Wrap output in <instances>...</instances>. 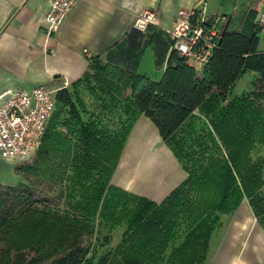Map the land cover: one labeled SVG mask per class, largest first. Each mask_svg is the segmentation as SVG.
Returning <instances> with one entry per match:
<instances>
[{"label":"trees","instance_id":"trees-1","mask_svg":"<svg viewBox=\"0 0 264 264\" xmlns=\"http://www.w3.org/2000/svg\"><path fill=\"white\" fill-rule=\"evenodd\" d=\"M257 1L252 0L251 6ZM248 15L252 16V32L221 30L217 47L200 72L186 65L174 50L159 82L125 72L122 83L130 91L126 98H112L88 72L75 86L55 93L33 164L16 168L21 180L15 186L0 185V264H84L104 220L122 228L121 240L114 247L117 264H203L218 213L230 212L246 198L264 221V204H260L264 201L260 195L264 160L258 163L248 155L249 148L260 142L255 136L260 133L256 119H262L261 110L253 102L264 98V53L255 50L256 33L264 26L253 21V8ZM245 69L259 73L253 81V96L247 93L233 99L216 111L217 121L211 120L221 134V147L206 133L197 145L201 148L211 142L217 153L206 157V151H201L207 160L204 166L183 165L187 178L160 203L108 184L123 141L139 114L149 118L179 158L184 143L176 136L192 111L209 98L216 104L225 101ZM83 86L94 97L91 107L77 94ZM77 105L87 112V122ZM61 107L68 109V122L73 123L65 134L54 130L60 124L57 108ZM109 113L112 121L119 119L126 126L121 134L110 135L93 127L96 118L108 120ZM63 123L66 127L67 121ZM53 161L60 167H55V178L64 171L67 181L82 174L87 178L96 170L101 179L80 184L79 200L66 202L68 184L52 189L27 180L28 173L48 178L45 168ZM181 225L185 228L176 237Z\"/></svg>","mask_w":264,"mask_h":264},{"label":"crops","instance_id":"crops-1","mask_svg":"<svg viewBox=\"0 0 264 264\" xmlns=\"http://www.w3.org/2000/svg\"><path fill=\"white\" fill-rule=\"evenodd\" d=\"M49 1L0 0V92L7 88L29 89L43 84L56 93L75 86L88 72L99 79V86L112 94V98L119 100L121 95L126 98L130 91L122 83L125 72L159 82L174 51L172 37L166 30L175 25L179 10H190L201 3L200 0H76L67 16L50 29L44 19ZM251 1L205 0L207 19L220 30L252 32V16L248 11L253 8L256 12H264V0H258L254 6ZM144 6L157 14L160 26L147 25L144 29L133 26L134 18ZM256 37L255 50L264 53V28L256 33ZM258 76L257 71L245 69L228 90L225 101L216 104L209 98L192 111L187 122L204 120L206 133L209 132L221 147V134L211 120L217 121L216 111L233 99L247 93L253 96V81ZM83 88L81 90L86 92L83 99L85 102L87 99L91 107L95 103L94 97ZM253 105L261 110L262 119H256L257 133H260L255 139L262 142L264 98L254 101ZM139 124L154 127L141 113L133 122L129 136L137 131ZM169 151L170 156L166 151H160L163 159L159 162L167 165L175 161L177 166L156 171L148 167L132 168L128 177L130 193L160 203L187 178L181 162ZM19 161L0 157V185L15 186L21 180L16 171ZM145 181L148 182L143 186ZM249 209L248 200L243 198L232 214L221 213L227 223L219 232L213 228L204 264H264V243L258 242L264 229L258 223V228L253 230L257 217H251ZM250 233L253 243L248 246L246 240Z\"/></svg>","mask_w":264,"mask_h":264},{"label":"rangeland","instance_id":"rangeland-1","mask_svg":"<svg viewBox=\"0 0 264 264\" xmlns=\"http://www.w3.org/2000/svg\"><path fill=\"white\" fill-rule=\"evenodd\" d=\"M77 94L83 98L86 96V92L84 93L83 90H80V89H78ZM87 102L88 100L86 99V102H85L86 105L88 104ZM77 108L80 112L81 118L85 122H87L86 121V118L88 117L87 112L81 111V108L78 105H77ZM67 110L68 109L65 107H61L59 109L57 108V111H58L57 116L59 115L60 124L58 125L57 128L54 127V130H59L63 134H65V131H67L73 126V125H70L73 123L68 122L69 119L71 118V115L68 114ZM88 110L90 111V109ZM104 116L105 114L103 115V117ZM111 116L112 114L109 113V116L107 117L108 120H105V118L104 119L96 118L95 119L96 124L93 125V127L97 129L103 128L110 135L121 134L123 128L126 126L119 124L118 122L119 119L117 120L114 119V121H112ZM65 120L67 121L66 127L63 126L65 124L63 123ZM132 127L130 128L128 134L125 137V140L123 141V146L121 149V151L123 150L122 156L120 157L119 155L120 160L118 157L117 162H116L117 166L115 165L117 167L116 172L113 177H112L113 175V172H112L109 178V181H108V184L112 186L119 187L120 185L124 187L126 192H131L129 191L131 190V187H130V180L128 177L130 175L129 173L131 172L132 168L136 169V167H139L141 169H145L148 167V168H151V171H156L158 169H164V170L171 169V166L174 169V166H177L175 161H172V159H171L172 163L167 164V165L159 162V159H163V153H161L160 151L161 150L166 151L170 156L171 154L169 150H171V148L169 147V145H167V143L160 140L156 132V129L154 127H152L150 124H139L137 126V131L134 132L131 136H129V133ZM205 129H206V124L204 120L203 121L190 120L177 133L176 138L182 137L183 143H184V147L180 149V157L177 158L179 161H181V163L183 162L182 166L185 164H188L189 166L191 163H194L196 166L198 165L204 166L207 163V160H205L206 157L211 153L214 155L217 153L216 147H213L211 145V142H207V143L205 142L206 145L205 147H201L202 149L198 146L202 138H205L203 137L206 134ZM156 150L157 152H155ZM203 150L206 151L205 152L206 157L200 156V152ZM222 151L223 150L221 149V152ZM249 153H250V157L252 160L258 163H261V160H264V142H255L252 145ZM160 154L162 155L160 156ZM34 157L35 155L33 154L32 157H30L29 159L19 161L18 166L25 167L26 165L33 164V160H35ZM56 162L58 161H53L47 164L45 169L49 173V176L45 180L41 179L40 177L33 176L32 173H28L27 180H29L32 183L39 184L40 186H49L52 189L62 184L63 185L68 184V186H70V189L68 190L69 197L66 198V202H76L77 200H79V194L81 192L80 184H84L85 186H87L90 184L91 181L96 180V179H101V174H99V171H96V170H91L90 173L88 174L89 177L87 178L85 177L86 174H82V176L80 177H74L71 181L69 180L67 181L65 180V175H66L65 171L63 172V174H60L55 178L53 173L54 171H56V168H55L57 166ZM260 165L262 166V172L264 176V162ZM57 167L60 168L59 166ZM68 174L72 175L71 173H68ZM147 182L148 181H145L144 182L145 185L143 186H146ZM133 189H136V188L133 187ZM260 195L264 196L263 189L260 192ZM260 204L261 205L264 204V201H260ZM64 205H65V202L60 205V208H63ZM233 210L228 212L229 215L233 213ZM0 211H1V206H0ZM248 211L251 217L253 215L257 217L256 213L253 212L252 208L249 209ZM224 223H225V215H221V213H218L217 221H216L214 228L219 232L221 231V227L223 228ZM258 223L261 224V227H263L264 229V221L261 222V219L257 217V220L255 221L252 227L253 230L254 228H258ZM100 225H101L100 229L98 227V230L94 236L92 247L90 251L88 252V254L86 255V261L84 264H117L119 261V256L117 255L116 248L114 247L121 240L122 228L118 227V225L112 224L111 222H107L106 220L102 221ZM184 228L185 227L183 225L178 227V231L176 232L177 233L176 237L182 234V231L184 230ZM251 234L252 233L248 234L247 236L246 244L248 246L253 243ZM104 236H106L107 239H104L105 238ZM258 240H259L258 241L259 243H264V233L263 235L261 234V238Z\"/></svg>","mask_w":264,"mask_h":264},{"label":"built area","instance_id":"built-area-1","mask_svg":"<svg viewBox=\"0 0 264 264\" xmlns=\"http://www.w3.org/2000/svg\"><path fill=\"white\" fill-rule=\"evenodd\" d=\"M76 0H50L44 19L50 29L69 13ZM199 7L179 10L178 20L166 30L172 47L186 65L201 71L221 37L220 28L209 22L205 0ZM264 26V12L257 11L253 20ZM160 26L157 14L147 6L140 9L133 26ZM55 92L39 84L29 89L7 88L0 92V157L10 161L27 160L37 149L48 118L53 110Z\"/></svg>","mask_w":264,"mask_h":264},{"label":"bare ground","instance_id":"bare-ground-1","mask_svg":"<svg viewBox=\"0 0 264 264\" xmlns=\"http://www.w3.org/2000/svg\"><path fill=\"white\" fill-rule=\"evenodd\" d=\"M155 152H157V150L155 151ZM154 154V153H153ZM148 159V158H147ZM141 163H143V162H141Z\"/></svg>","mask_w":264,"mask_h":264}]
</instances>
